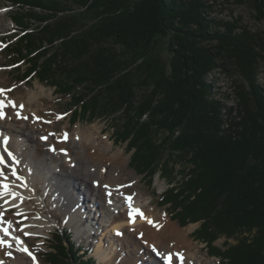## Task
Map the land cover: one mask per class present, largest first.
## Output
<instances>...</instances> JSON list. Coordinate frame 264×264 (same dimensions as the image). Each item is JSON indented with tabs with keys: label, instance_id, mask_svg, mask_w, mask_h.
I'll list each match as a JSON object with an SVG mask.
<instances>
[{
	"label": "trees",
	"instance_id": "trees-1",
	"mask_svg": "<svg viewBox=\"0 0 264 264\" xmlns=\"http://www.w3.org/2000/svg\"><path fill=\"white\" fill-rule=\"evenodd\" d=\"M3 1L55 20L29 30L49 16H10L22 34L5 54L26 64L14 77L66 95L71 125L107 115L113 142L131 152L130 167L147 184L157 172L168 179L159 205L179 226L198 224L193 237L209 256L264 264V89L257 82L264 41L238 21L209 16L203 0ZM249 1L264 20V0ZM217 69L245 82L228 93L234 105L216 95L210 76ZM231 129L238 139L226 138ZM53 236L46 264H101L80 253L66 228ZM221 236L237 242L214 245Z\"/></svg>",
	"mask_w": 264,
	"mask_h": 264
},
{
	"label": "bare ground",
	"instance_id": "bare-ground-1",
	"mask_svg": "<svg viewBox=\"0 0 264 264\" xmlns=\"http://www.w3.org/2000/svg\"><path fill=\"white\" fill-rule=\"evenodd\" d=\"M3 92L0 86V101L3 102L0 141L7 138L6 145L0 142V157L4 161L0 163V182L8 184L9 189L0 196V228L8 227L9 234L0 230V241H5L0 244L2 264H41L36 252L27 244L25 233L47 234L46 229L56 223L46 217L49 206L58 207L65 214L71 229V223L78 227L76 231L73 229L78 241L96 236L98 228L110 233L108 226L118 236L120 233L117 239L114 234H108L105 239L110 245L108 248L99 245L100 249L104 247L100 251L111 264H166L151 246L162 254L171 253V264H201L194 262L195 253L190 252L189 244L185 243V236L192 227L180 232L166 221L165 215L152 214V208L146 207L148 197L140 200L139 178L126 172L128 159L123 151L110 153L108 138L104 137L103 141L97 137L100 127L78 126L72 134L64 131L61 137L52 138L51 130L43 127L37 107L31 104L39 103L45 92L43 86L31 89L27 100L13 97L5 100L1 97ZM126 197H131L130 203L143 212L144 218L134 214V219L130 220ZM27 203L33 204L30 207L36 206V215L28 213L32 208H28ZM13 208L16 213L6 220L7 211ZM22 213L29 218L18 226ZM92 220H96L95 226L90 223ZM7 221H11L10 226L5 223ZM14 235L21 236L25 243H17ZM25 247L27 252L21 250Z\"/></svg>",
	"mask_w": 264,
	"mask_h": 264
},
{
	"label": "rangeland",
	"instance_id": "rangeland-1",
	"mask_svg": "<svg viewBox=\"0 0 264 264\" xmlns=\"http://www.w3.org/2000/svg\"><path fill=\"white\" fill-rule=\"evenodd\" d=\"M206 5L208 6V14L211 17H214L216 19L220 20H227V21H238V23L252 33L257 34L259 38H261L264 41V20L263 19H257L255 17V11L253 10L250 1L249 0H203ZM32 11H35L37 14L40 15H47L49 18L43 22L40 20L32 21L28 25L29 30H35L36 27L44 26L45 23L52 24L54 20V16L50 14V12L41 10V9H32V8H22V7H16L11 6L10 4L4 2L3 0H0V38L2 41L0 42V86L3 88V93L1 97L5 98L7 100L8 97L13 98H20L23 100H27L29 96V91L31 89L37 90L39 86H43L44 88V95L40 96L39 103L36 104L35 102H32L31 104L34 105V107H37L39 111V115L42 117V124L45 129L51 130V137L55 138L57 136H60L64 131L67 133H74L75 130L78 128V126L84 127V128H93L94 125H97L100 127V132H98L99 139L105 141L104 137H107V143L111 144L110 147V153L117 152V151H123L124 157L128 159V163L126 164V172L130 174L131 176H136L139 178V181L137 182V186L139 188V191L141 192L140 200H143L146 197H148V202L146 203L147 208H152V214H159V215H165L166 221L170 224H174L178 231L182 232L187 227H192L190 232L185 236V243L189 244V247L191 248L189 251L194 252V262L200 261L201 264H221L219 258L209 256L206 253L204 244L199 242L193 237V231L198 226L197 223H189L185 226H178L173 218H171L168 210L165 206H160L158 204L162 193L165 189L168 187V179L163 178L164 175L161 177L159 176V172H157L154 176V180L152 184H147L146 179H143L142 175L137 174L131 167H130V153L125 149L126 143H117L113 142V128H112V122H109L107 120V115L102 116L100 118H95L93 120H80L71 125L69 123V98L61 95H57L53 88L44 86L40 84L37 80H26V81H19L17 80L14 75L15 71L13 69V66H11L10 57L6 56L5 49L3 48V44H8L10 41H14L17 36L21 34L20 29H16V26L13 22L10 20V16L14 14L15 12L18 13H30ZM81 9L76 8L75 6L72 7L70 10L71 12L80 11ZM67 12V11H66ZM63 13H56L57 16L64 14ZM13 34H16V37H13ZM11 38L10 40L7 38ZM166 41L162 40L161 45L159 47L160 52L163 54V56L168 57L169 53L166 49ZM13 62V61H12ZM26 64L21 63L19 65L18 69L20 71L25 70ZM214 81V90L216 92V95L220 97V99L225 102L228 106L234 105L237 101L236 96L231 98L227 97L231 93L232 88L235 90V86L239 84H244L245 82L240 76L239 73H228L224 70L219 72V69H217L215 72H213L210 76ZM257 82L258 84L264 89V58L260 60L258 65V74H257ZM12 88V89H11ZM8 89H11L10 91ZM58 114H64L65 117L60 118ZM57 116L59 118H57ZM233 116H236V113L234 112ZM238 118L236 117V120ZM40 121V120H39ZM229 127V124L224 125V128ZM26 133V132H25ZM226 138L230 140H236L239 137V132L236 129L228 130L225 134ZM61 137V136H60ZM263 164H264V156H263ZM174 169V168H173ZM181 164L176 163L175 170H181ZM175 173L173 170L172 175ZM166 177V176H165ZM175 181L180 182L181 176L176 173ZM173 185V184H172ZM39 188V187H38ZM84 199L86 200V195L83 191ZM31 203H27L28 208H32L28 213L30 215H36V206L30 207ZM34 207V208H33ZM91 212V211H89ZM16 213V209H11V211H7V215L5 216L6 220L12 219V216ZM27 213V212H26ZM26 213H22L19 220L21 221L18 226H21L23 223L27 221V218H29ZM25 217V218H24ZM46 217L53 219L56 223L53 224V227L50 229H46L47 234H38L37 236L28 233V235H25L27 244L32 248L33 251L36 252L40 263L46 264L45 262V253L49 251V247L51 246V243H53L54 236L53 234L57 233V231L62 230L63 228H66L67 231L71 233L73 241L76 243L77 246L81 248L80 253L82 250L88 251V255L91 257H94L95 260L102 264H111L110 260L102 255V251L104 247H109L110 245H107L105 243V239H107L108 234L112 233L114 234V237L117 239L120 236H118V233L112 232L111 226L107 227V230L110 233H106L105 228L100 231V228L97 229V232L95 233L96 236H93L92 238H86L83 240H76L75 239V231L78 230V227L71 223L72 229L70 225L66 222V216L63 214V212L58 207H48V212H46ZM95 221L92 220L90 223H94ZM98 224V223H97ZM97 227V226H96ZM95 228V227H94ZM75 231H74V230ZM93 230V228H92ZM119 232V231H118ZM237 237V236H235ZM235 237L226 238V237H219L216 241H214V245L218 247H225L235 245L237 240ZM117 244V242H114ZM119 244V243H118ZM117 244V245H118ZM99 245H102L100 249ZM115 245L114 247H117ZM114 247L112 249H114ZM102 250V251H100ZM104 258V259H103Z\"/></svg>",
	"mask_w": 264,
	"mask_h": 264
},
{
	"label": "snow or ice",
	"instance_id": "snow-or-ice-1",
	"mask_svg": "<svg viewBox=\"0 0 264 264\" xmlns=\"http://www.w3.org/2000/svg\"><path fill=\"white\" fill-rule=\"evenodd\" d=\"M8 104L15 106L12 101H8ZM0 107H3V102L2 101H0ZM20 107L22 108L23 105H20ZM17 115H19V114H17ZM2 116H3V113L0 112V117H2ZM23 118L24 119H27V117H23ZM57 118H59V117H57ZM65 138H66V135H65ZM42 139H44V138H42ZM0 142H2L3 144L6 145L7 144V138H4L3 141H0ZM52 150L54 151L55 149H52ZM8 156L11 157L13 160H15V157L12 155L11 152H8ZM3 162H4L3 161V158L0 157V163H3ZM0 175H2V173H0ZM13 175H15V172H13ZM17 178L19 179V177H17ZM105 187H107V186H105ZM8 189H9V185L8 184L0 182V196H2L5 192H8ZM9 194L12 195V196H15L16 195V193H14V192H10ZM126 200L130 201L131 200V197H126ZM109 203H111V201H109ZM17 214H19V213H17ZM134 214L135 215H139L141 218H144L143 212L140 209H138V208H134L133 205L131 203H129V212H128V215H129L130 220L134 219ZM5 223L8 224L9 226L11 225V221H7ZM148 223L152 224L153 222L151 220H148ZM155 226L156 227H159V225H155ZM0 230H2L5 233V235H8L9 234L8 233V227L0 228ZM25 235H28V233H25ZM15 239L17 240V243H22L19 240L18 237H16ZM2 243H5V241H0V244H2ZM151 247H152V251L157 256H160L162 259H164L166 261V264H171V256H172L171 253L165 255V254H162L161 252H159L155 248V246H151ZM21 250L22 251H25V252L28 251L26 247L25 248H22ZM29 255H31V253H29Z\"/></svg>",
	"mask_w": 264,
	"mask_h": 264
}]
</instances>
